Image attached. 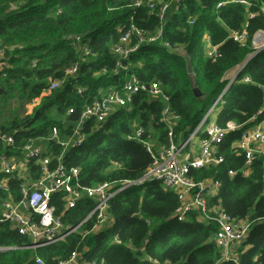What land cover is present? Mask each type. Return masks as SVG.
Segmentation results:
<instances>
[{
	"label": "trees",
	"instance_id": "1",
	"mask_svg": "<svg viewBox=\"0 0 264 264\" xmlns=\"http://www.w3.org/2000/svg\"><path fill=\"white\" fill-rule=\"evenodd\" d=\"M167 1L0 0V136L14 137L18 148L35 139L53 147V156L59 157L61 143L80 127L85 139L79 146L72 143L68 147L62 163L80 170L83 186L142 178L152 166L153 156L133 139L138 128L143 129L145 140L167 145L161 114L168 107L180 118L174 132L177 143L185 140L228 85L225 78L254 53V35L264 31V0H250V8L232 0H185L169 7L163 20L159 5L151 14L148 4ZM221 2L228 3L218 8ZM232 31H246L247 41L234 42L229 38ZM160 32V41L147 43ZM129 33L130 46L139 45L138 50L122 60V69L116 74L120 61L113 52ZM206 34L218 47L215 61L206 56L202 42ZM187 58L193 66L190 74ZM74 67L77 72L69 76ZM132 77L148 86L160 83L168 103L139 92L128 108H117L103 123L82 119L87 105L110 90L122 89ZM53 81L62 84L49 91ZM34 102L39 104L24 115L25 105ZM221 107L216 124L224 129L229 123L244 129L264 121V52L247 63L230 84ZM54 130L60 135L59 144L44 141ZM241 132L227 133L220 144L221 164L191 171L195 181L220 183L218 194L209 201L210 208L220 207L234 218L250 221L237 263L222 261L213 241L214 222L200 220L197 212L178 222L176 194L165 190L160 181L150 180L110 201L112 229L91 233L92 219L66 241L37 252H1L0 264H37V256L44 264H57L74 252L85 261L103 260L106 264H264V159L255 160L249 177L242 176L245 156L232 147ZM10 148L0 142V153ZM12 185L16 191L18 184ZM61 198L54 196L51 205L66 227L79 226L94 207V202L85 198L75 208L66 209ZM28 244L8 227L0 229V247L15 249Z\"/></svg>",
	"mask_w": 264,
	"mask_h": 264
},
{
	"label": "built area",
	"instance_id": "2",
	"mask_svg": "<svg viewBox=\"0 0 264 264\" xmlns=\"http://www.w3.org/2000/svg\"><path fill=\"white\" fill-rule=\"evenodd\" d=\"M185 0H170L167 2H152L148 4L151 14L157 11L160 13V20H163L166 11L172 5H180ZM240 5L250 8V0H232ZM262 2V0H256ZM228 2H221L218 8L225 6ZM137 3L136 6H140ZM264 13V4L261 6ZM137 34L141 36L138 32ZM131 34L129 33L123 40L122 45L117 47L113 56L119 59L117 71L122 69V60L130 57L138 50V46L131 47ZM230 39L238 44L247 41L246 31L230 32ZM161 40V32L147 40V43H155ZM144 39H140V43ZM206 56L215 61L218 58V47L213 46L209 35H205L203 40ZM254 53L237 68V70L225 78L228 85L220 96L208 108L206 114L198 123L197 127L189 136L180 143H177L175 128L179 123V116L173 114L168 107L162 112L161 120L167 128V145H155L151 141L144 139V131L138 128L134 140L143 144L147 152L153 156V164L146 171L144 176L136 181L105 182L93 187H85L80 179V170L69 169L62 163V156L68 147L73 143L79 146L85 139V135L75 133L66 143H61L60 135L53 131L50 139L56 144L61 143L63 148L59 157H54L49 145L41 143L35 139L18 148L14 137L1 135L0 142L4 149L0 153V229L8 227L26 238L29 244L20 248L0 247V251L32 250L37 252L40 249L53 246L66 241L71 235L77 233L79 228L89 220L94 219L95 224L91 233L108 229L112 225V220L108 216L109 203L119 193L130 189L136 185H144L147 181L158 180L165 190L174 192L178 198L179 207L175 212V219L184 222L193 212H197L202 221H212L217 226V231L213 236V241L221 253L222 261L238 262L239 254L244 240L251 228L249 220H241L226 214L220 207H209L211 198L218 194L220 183L213 179L195 181L191 175L192 169L199 170L205 167L217 166L223 162L219 156V146L224 141L227 133L242 130L238 139L234 142L233 148L240 151L245 156V166L242 176L249 177L252 173L253 163L256 159H264V121L257 125L244 128L229 123L227 128H221L216 124L218 109H222L223 96L230 84L243 72L247 63L256 55L264 52V31L257 32L252 39ZM181 51L182 48L175 49ZM87 54V49L84 50ZM77 72V67L68 71L69 76ZM249 83V79H245ZM60 81L51 82L49 91L60 88ZM139 92H148L152 97H161L168 103L169 97L166 95L160 83L154 82L149 86L141 84L136 77H132L122 89L110 90L100 99L87 105L83 113V120L95 119L98 123H103L117 108H128L132 98ZM215 115V116H214ZM205 134V137L203 135ZM116 167V169H119ZM236 173L230 172V176ZM17 183L16 191L12 183ZM2 194L8 196L2 197ZM62 196L66 209H73L81 199L89 198L94 202L92 212L79 226L66 227L63 217L57 215L54 205H51L54 196ZM144 252V249L141 250ZM106 264L103 260L85 261L81 254L74 252L66 260H60L57 264ZM37 264L44 262L37 256ZM154 264H159L157 261ZM162 264H172L165 262Z\"/></svg>",
	"mask_w": 264,
	"mask_h": 264
},
{
	"label": "rangeland",
	"instance_id": "3",
	"mask_svg": "<svg viewBox=\"0 0 264 264\" xmlns=\"http://www.w3.org/2000/svg\"><path fill=\"white\" fill-rule=\"evenodd\" d=\"M183 53V52H182ZM185 54V52H184ZM186 56V55H185ZM1 67V66H0ZM39 104V102H34L32 104H26L24 109H23V114L24 115H29L33 112V109ZM220 111V109H218V112ZM215 116V115H214Z\"/></svg>",
	"mask_w": 264,
	"mask_h": 264
},
{
	"label": "water",
	"instance_id": "4",
	"mask_svg": "<svg viewBox=\"0 0 264 264\" xmlns=\"http://www.w3.org/2000/svg\"><path fill=\"white\" fill-rule=\"evenodd\" d=\"M187 60V65H188V72H189V74L192 72V62H191V60H190V58H187L186 59ZM2 251H0V253H1Z\"/></svg>",
	"mask_w": 264,
	"mask_h": 264
},
{
	"label": "crops",
	"instance_id": "5",
	"mask_svg": "<svg viewBox=\"0 0 264 264\" xmlns=\"http://www.w3.org/2000/svg\"><path fill=\"white\" fill-rule=\"evenodd\" d=\"M230 76H232V74H231ZM230 76H229V77H230ZM113 227H115V223L112 221V225H111L107 230H110V229H112Z\"/></svg>",
	"mask_w": 264,
	"mask_h": 264
}]
</instances>
